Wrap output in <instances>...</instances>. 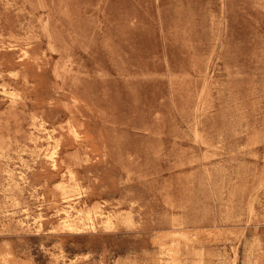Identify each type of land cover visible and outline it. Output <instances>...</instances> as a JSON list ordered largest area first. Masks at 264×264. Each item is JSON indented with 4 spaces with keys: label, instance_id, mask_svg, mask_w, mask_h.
<instances>
[{
    "label": "rangeland",
    "instance_id": "1",
    "mask_svg": "<svg viewBox=\"0 0 264 264\" xmlns=\"http://www.w3.org/2000/svg\"><path fill=\"white\" fill-rule=\"evenodd\" d=\"M169 261L264 264V0H0V264Z\"/></svg>",
    "mask_w": 264,
    "mask_h": 264
},
{
    "label": "bare ground",
    "instance_id": "2",
    "mask_svg": "<svg viewBox=\"0 0 264 264\" xmlns=\"http://www.w3.org/2000/svg\"><path fill=\"white\" fill-rule=\"evenodd\" d=\"M48 136L53 138L52 132H49ZM59 147H60L59 142L55 140L54 147L51 148V150L47 153V156H48L47 158L57 160V153H58ZM69 179L72 181L71 184L61 183L58 185V188L61 190V194L65 197L79 198L81 196L80 195L81 193L79 192L80 185L74 178L73 173L69 174ZM63 211L65 212V217L59 223L60 227L63 229H69V230L79 229L80 230L81 228L93 226L95 220H98V219L104 222L105 224L112 223L111 215L105 213L102 206H98L94 210H83L80 208H76L73 205H69V206L64 207ZM41 220H42V216H38L35 218V222H37L39 226L41 225ZM168 264H173V263L169 261Z\"/></svg>",
    "mask_w": 264,
    "mask_h": 264
}]
</instances>
